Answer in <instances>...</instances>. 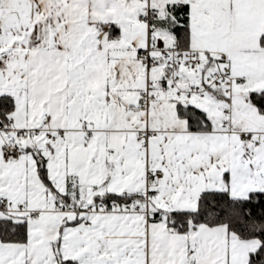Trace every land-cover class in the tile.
Wrapping results in <instances>:
<instances>
[{
	"label": "snow or ice",
	"instance_id": "obj_1",
	"mask_svg": "<svg viewBox=\"0 0 264 264\" xmlns=\"http://www.w3.org/2000/svg\"><path fill=\"white\" fill-rule=\"evenodd\" d=\"M0 264H264V0H0Z\"/></svg>",
	"mask_w": 264,
	"mask_h": 264
}]
</instances>
